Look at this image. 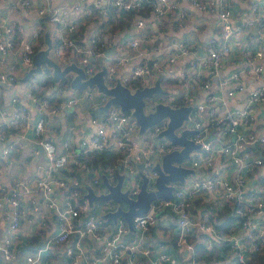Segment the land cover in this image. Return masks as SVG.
Returning a JSON list of instances; mask_svg holds the SVG:
<instances>
[{
	"label": "built area",
	"instance_id": "2783aa9c",
	"mask_svg": "<svg viewBox=\"0 0 264 264\" xmlns=\"http://www.w3.org/2000/svg\"><path fill=\"white\" fill-rule=\"evenodd\" d=\"M234 4L233 0L8 4L0 14V146L6 159L0 166V264H174L172 254L156 249L148 236L161 219L174 227L178 264H198L189 237L199 234L206 235L207 248L216 241L225 243L226 264H261L252 255H264V0L254 1L249 9ZM117 12L133 14L127 27L119 26ZM210 17L216 18L212 25ZM42 30L50 37L49 56L61 70L74 64L83 80L104 70L108 89L120 84L131 92L156 83L162 89L161 81H167L174 89L166 98L190 108L185 124L174 132L194 131L190 139L198 151L177 165L195 175L187 174L182 186L174 187L172 198L156 199L147 212L134 217L131 236L123 217L112 221L108 216L126 208L112 200L90 204L88 190L97 196L107 193L103 179L115 185L119 173L121 191L129 198H136L143 177L146 191H155L154 166L181 147L160 136L167 118L140 133L135 119L118 107L111 105L101 113L108 95L95 86L64 87L75 73L54 81L53 91L38 96V86L54 78L53 71L23 79L34 68L36 55L47 47L40 38ZM110 48L113 52L105 55ZM82 104L84 112L97 110L89 117L88 131L79 137L72 131L56 144L57 134L66 131L65 122L49 123L47 118L76 115ZM29 129L35 138L22 143ZM36 145L46 165L13 167L12 154L31 147L37 155ZM103 151L120 155L121 171L96 170L77 157ZM69 185L75 186L72 192ZM229 203L234 226L223 234L211 224L212 213L224 211Z\"/></svg>",
	"mask_w": 264,
	"mask_h": 264
},
{
	"label": "water",
	"instance_id": "95a60500",
	"mask_svg": "<svg viewBox=\"0 0 264 264\" xmlns=\"http://www.w3.org/2000/svg\"><path fill=\"white\" fill-rule=\"evenodd\" d=\"M45 42L47 46L46 49L36 55L34 58V68L23 80L28 79L33 73L38 74L50 70L53 71L55 79H61L68 73H75L70 81V87L73 90L95 86L98 92L110 97L106 104L100 108L102 112L107 111L111 105L118 107L122 112H128L132 118L135 119L140 133L153 127L162 119L167 118V129H165L160 136H164L172 144L181 147L179 151L175 150L164 155L161 162L154 166V169L158 171V177L155 181V191H146V178L143 177L140 192L135 199H131L128 197L127 192L121 191L123 176L119 173L116 174L115 185H110L106 179H103L107 193L97 196L92 189L88 190L86 198L90 204L95 201L112 200L115 203L124 204L126 206L125 210L118 208L115 212L108 214V216L112 221H115L119 216L123 217L129 229L128 236H131L132 219L147 212L152 201L160 198H172L174 191L173 183L183 182L185 176L193 172L191 169L177 164L181 163L183 160L189 159L190 153L198 148L190 139L194 131L186 129L183 130L180 135H176L174 132L181 126L182 122L187 119L190 108L186 106L172 108L169 105L157 103L153 107L150 106L146 109V99H150L153 95L159 94L162 91L158 83L153 87L136 89L134 92H131L128 88L120 84H116L113 88L108 89L103 80L104 70L97 72L93 77L87 80H83V73L76 65L69 64L61 70L50 58L49 51L51 43L48 33L45 34ZM112 52L113 49L110 48L105 51V55H109ZM43 65H45V67L41 69ZM211 136L212 133H210L208 140H210ZM36 147L39 150L38 156H42L43 151L41 147L39 145H36ZM138 166L142 167V164ZM40 246H43L42 242H40Z\"/></svg>",
	"mask_w": 264,
	"mask_h": 264
},
{
	"label": "trees",
	"instance_id": "16d2710c",
	"mask_svg": "<svg viewBox=\"0 0 264 264\" xmlns=\"http://www.w3.org/2000/svg\"><path fill=\"white\" fill-rule=\"evenodd\" d=\"M117 15H119V17H121L122 21H126L125 24H127V20L131 19L132 17V13H123V12H117ZM124 19V20H123ZM121 21V22H122ZM40 24H44L43 20H40ZM119 26H123L121 23ZM45 31V29H43ZM43 30L41 31V41H43V39H45L44 35H43ZM55 78H47L43 81V84H40L38 86V92H36V94L38 96H41L44 94V92H46L47 90H52L55 87ZM70 83L66 82L64 85V87H68ZM161 85H162V92L156 95H153L149 101L153 102V103H163V104H169L172 107H179L181 106V102L180 101H170L168 100V98H166V93L169 90L174 89V86L170 83H168L167 81H161ZM100 112L102 113V111L100 110ZM126 115H129L128 112H123ZM75 115V114H74ZM69 119H73V116L70 117ZM78 159L80 161H82L83 163H85L86 165H89L91 168L96 169V170H106V171H111V170H115V171H121V167L119 166V158L120 155L117 153H113L110 151H103L101 153H90L89 155H79L77 156ZM71 173H73V168L71 167ZM88 184L91 188H94V185H91V180L88 181ZM182 182H176L173 183V186L175 187V189L179 188L182 186ZM68 189L70 192H72L75 189V186L73 185H69ZM81 189V188H80ZM123 204H121L122 206ZM232 203L226 204L225 205V209L224 211H219V212H213L212 216L213 220L211 221V224L215 227V229L223 234H227L229 232V230L234 226V220L232 217ZM153 229V228H150ZM206 235H202L199 234V236H190L189 240L194 242L195 244V251H196V262L198 264H210V262L212 264H226L224 262V260L226 259L225 257V243L221 242V241H216L213 245L212 248H207L204 245V240H205ZM170 242L173 247L176 250V239L175 237H171V240L167 241ZM254 257V259H257L259 261V263L264 264V255H252ZM181 264H188V263H183L181 262Z\"/></svg>",
	"mask_w": 264,
	"mask_h": 264
},
{
	"label": "crops",
	"instance_id": "0c3cea01",
	"mask_svg": "<svg viewBox=\"0 0 264 264\" xmlns=\"http://www.w3.org/2000/svg\"><path fill=\"white\" fill-rule=\"evenodd\" d=\"M11 1L12 0H0V14L2 13V11H4V9L8 7V4H10ZM254 1L256 0H233V4L235 3L236 5L235 4L234 5L236 7L249 9ZM215 19L216 18L214 17H210L209 19L210 25L215 23ZM14 21L16 20L13 18L12 22ZM121 21L122 20L119 21V25L121 23L123 25L121 26L122 28L127 27V24H125L126 21L125 22L124 21L121 22ZM15 59L18 60L19 56H17ZM84 111H85V106L84 104H82L80 112H78L76 115L63 116L60 114L58 116L52 115L47 118V121L49 123L56 122V121H59L60 123L65 122L63 126L66 125V131L64 132V130H61L63 132H61L60 134H57L56 144H61L62 140L69 137L72 131L75 132V135L77 137L83 134H86V132L88 131L87 124H88L89 117L91 115L96 114L97 110L96 109H94L93 111L89 110L90 111L89 113L84 112ZM72 116H73V119H69ZM34 138L35 137H34L33 131L29 129L25 132V140H22L21 142L26 143V140L27 141L33 140ZM35 148L37 149L36 146ZM33 152H34V149H32L31 147H26L23 150H21L19 153L12 154L9 157V159L11 160L13 167H17V168H23L25 166L32 165V164L46 165V160L44 156L43 155L38 156L39 153L37 155H34ZM5 160L6 159L1 155V146H0V166L4 164ZM191 175H195V173H192ZM151 228L153 229L149 230L148 236L150 240L152 241L154 247L158 250L169 251V253L172 254L173 263L178 264L181 257L176 252L173 245L170 242H167L171 240L172 236L175 237L174 227L170 226L169 222L166 221V219H161L155 227H151ZM56 257L58 256L56 255Z\"/></svg>",
	"mask_w": 264,
	"mask_h": 264
},
{
	"label": "rangeland",
	"instance_id": "374dc122",
	"mask_svg": "<svg viewBox=\"0 0 264 264\" xmlns=\"http://www.w3.org/2000/svg\"><path fill=\"white\" fill-rule=\"evenodd\" d=\"M37 75H43V73L40 72V73H38ZM66 76L70 77V76H73V75H72L71 73H68ZM54 80H55L56 82H59V81H58L59 79H57V78L54 79ZM146 100L148 101V102L146 101L148 104H151V103L153 104V102L149 101V100H150L149 98L146 99ZM184 124H185V123H183L182 126H183ZM197 151H198L197 149L193 150V151L190 153V155H193V154H194L195 152H197ZM122 206L126 208V206H124V205H122Z\"/></svg>",
	"mask_w": 264,
	"mask_h": 264
},
{
	"label": "flooded vegetation",
	"instance_id": "af4514ba",
	"mask_svg": "<svg viewBox=\"0 0 264 264\" xmlns=\"http://www.w3.org/2000/svg\"><path fill=\"white\" fill-rule=\"evenodd\" d=\"M147 102H148V101H147ZM155 104H157V103H153V104L151 103L150 106L153 107Z\"/></svg>",
	"mask_w": 264,
	"mask_h": 264
}]
</instances>
